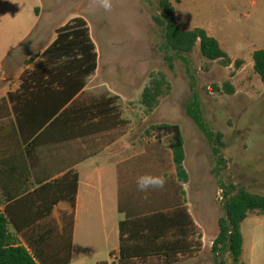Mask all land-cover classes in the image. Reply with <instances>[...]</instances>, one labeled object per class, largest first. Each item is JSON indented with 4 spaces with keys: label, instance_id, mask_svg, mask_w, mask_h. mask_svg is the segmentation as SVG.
<instances>
[{
    "label": "crops",
    "instance_id": "obj_1",
    "mask_svg": "<svg viewBox=\"0 0 264 264\" xmlns=\"http://www.w3.org/2000/svg\"><path fill=\"white\" fill-rule=\"evenodd\" d=\"M41 16L37 10L40 21ZM73 19L77 18L51 27L43 22L32 25L18 42H30L29 49L37 53L2 61L0 208L8 207L13 216L30 209L31 218L40 223L54 204L56 224L63 225L61 214H70V208L65 201L68 182L62 177L73 172L78 181L70 237L68 233L60 238L52 251L60 255L61 246L71 245L72 237L71 253L81 263L119 264L122 223V259L129 261L123 264L154 258H168V264H208V250L217 234L208 238L190 210L191 179L185 156L188 181L183 184L176 177L172 155L160 153L158 143H153L155 132L149 133L142 120L126 119L124 112L130 107L127 110L121 101L129 96L115 89L118 79H98L101 83L95 84L96 67L85 76L70 67L71 57L49 52L58 32ZM6 64L21 67L7 73L3 71ZM139 107L143 109L140 102ZM154 137L159 139L156 133ZM142 174L163 176L165 186L138 191L135 181ZM33 193L37 196H30ZM20 194L25 195L17 197ZM19 200L20 204H14ZM194 201L197 204L199 197L194 195ZM109 224L118 227L115 246L109 249L103 234L104 248L94 249L92 241L101 237L92 230L100 225L104 232ZM76 237L82 241L78 245Z\"/></svg>",
    "mask_w": 264,
    "mask_h": 264
},
{
    "label": "rangeland",
    "instance_id": "obj_2",
    "mask_svg": "<svg viewBox=\"0 0 264 264\" xmlns=\"http://www.w3.org/2000/svg\"><path fill=\"white\" fill-rule=\"evenodd\" d=\"M171 2L181 30L204 29L219 42L232 62H243L241 69H236L233 63L230 67H223L218 62L207 61L200 55L196 44L189 55L195 77L193 87L180 61L174 62L172 71L168 70L159 49L158 28L152 21L155 5L144 0H112V9L107 12L99 0H0V67L3 59L14 62L26 54L33 56L37 53V50L29 49L30 42H18L32 25L38 26L43 22L51 27L72 18L84 19L88 29L86 27L81 34L94 47L95 84L101 83L98 79H118L115 89L129 96L128 101H121L127 110L130 107L128 112H124L126 119L144 121L149 133L153 132L150 129L155 125L178 126L191 179L188 204L210 238L218 233L217 220L222 215L221 191L212 174L211 147L185 114V107L194 94L206 127L223 136L221 154L227 163L221 174L222 182L239 184L251 193L264 196V90L249 65L251 53L264 48V0ZM37 10L42 12L41 21L36 17ZM75 23L83 25L78 20H74L72 25ZM19 67L6 64L3 71L14 72ZM155 72L166 76L171 91L153 112L148 113L139 107L138 93L148 85L150 74ZM226 82L235 88L234 95L213 91V86L221 87ZM100 90L97 89L98 93H102ZM154 136L153 143H158L159 152L171 156L164 133H158V140ZM194 195L199 197L197 204ZM61 215H65L63 222L66 228L56 224L57 217L53 213L46 219L53 230L52 248L68 233L70 237L69 214ZM117 228V225L109 224L103 232L100 225H96L92 232L101 238L92 241L95 244L93 248H104V234L108 237L107 247L112 249L117 239ZM240 231L244 241L241 262L264 264V216L251 213L241 223ZM69 241L70 263L84 264L78 256L72 255V237ZM81 242L76 237V245ZM207 257L208 264H216L211 250H208ZM224 260L226 264L230 263L227 256Z\"/></svg>",
    "mask_w": 264,
    "mask_h": 264
},
{
    "label": "trees",
    "instance_id": "obj_3",
    "mask_svg": "<svg viewBox=\"0 0 264 264\" xmlns=\"http://www.w3.org/2000/svg\"><path fill=\"white\" fill-rule=\"evenodd\" d=\"M144 1H151L155 5V10L152 12V21L158 28L159 49L168 70L172 71L174 69V62L180 61L184 64L188 81L193 87L195 77L192 73L189 55L196 44L199 46L200 55L207 61L218 62L223 67H229L231 65L230 58L221 49L218 41L209 36L204 29L194 28L189 31H183L179 28L171 2L172 0ZM74 20H78L83 25L79 26L76 23L72 25ZM85 28L86 24L82 19H73L58 32L56 42L52 45L49 52L52 54L57 53L66 58L71 57L73 60L70 67L73 71L81 72L85 76H88L93 73L96 65L92 52L94 47L81 34ZM251 59L253 64L252 71L258 77L264 90V49L255 50L251 55ZM31 60H28L26 63L28 64ZM234 66L237 69L240 66V62L236 61ZM212 89L215 93L228 96L234 93L233 87L228 82L224 83L221 87L213 86ZM170 91L171 85L163 73H151L148 85L142 91L140 103L146 112L151 113L157 108L160 100L169 95ZM185 114L203 134L211 147V154L214 161L212 174L220 186L222 215L217 220L218 233L211 247V252L215 257V263L226 264L224 256H227L230 262L229 264H243L241 262V256L244 241L240 231V225L251 213H255L260 217L264 216V196L251 193L239 184L222 182L221 174L225 171L227 163L221 154L223 149V136L221 133L217 131L213 132V130L206 127L200 114L197 97L194 94H192L190 102L185 107ZM47 121L49 120L47 119ZM150 130L156 134L163 132L168 138V149L172 155L176 177L180 183H187L188 177L183 168V139L178 126L160 124L152 126ZM62 181L68 182L66 190L69 197L65 201L70 208L68 226L70 232L78 181L77 174L69 172L62 177ZM43 189L44 187L39 190L41 191ZM22 195L25 194H20L17 197ZM30 196H37V194L33 193ZM17 203L20 204L21 200L14 204ZM53 206L54 204L49 206L50 208L45 218L40 219V223H35V218H31L30 215H32V212L30 209L18 213L15 212L16 216H13V213L8 207L4 209L0 208V264L70 263V245L67 242L64 246H61L60 255L52 251V247L50 246L53 230L47 224L46 219L52 214ZM63 225L66 228L65 222ZM119 242V264H123L128 259H122V223L119 224ZM168 263V258H154L148 262L141 259L137 262V264Z\"/></svg>",
    "mask_w": 264,
    "mask_h": 264
},
{
    "label": "clouds",
    "instance_id": "obj_4",
    "mask_svg": "<svg viewBox=\"0 0 264 264\" xmlns=\"http://www.w3.org/2000/svg\"><path fill=\"white\" fill-rule=\"evenodd\" d=\"M100 6L107 12L112 9V0H99ZM136 187L140 192L151 189H162L165 186V178L159 175L142 174L136 178Z\"/></svg>",
    "mask_w": 264,
    "mask_h": 264
}]
</instances>
